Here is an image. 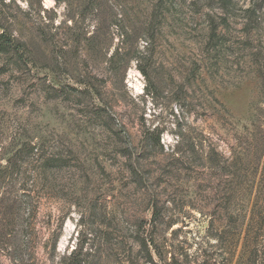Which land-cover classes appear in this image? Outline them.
<instances>
[{"label": "rangeland", "instance_id": "obj_1", "mask_svg": "<svg viewBox=\"0 0 264 264\" xmlns=\"http://www.w3.org/2000/svg\"><path fill=\"white\" fill-rule=\"evenodd\" d=\"M0 264H264V0H0Z\"/></svg>", "mask_w": 264, "mask_h": 264}, {"label": "trees", "instance_id": "obj_2", "mask_svg": "<svg viewBox=\"0 0 264 264\" xmlns=\"http://www.w3.org/2000/svg\"><path fill=\"white\" fill-rule=\"evenodd\" d=\"M13 40L14 39L10 35L5 37V35L3 33H0L1 48L7 49L8 47L12 46ZM73 264H75V263H73Z\"/></svg>", "mask_w": 264, "mask_h": 264}]
</instances>
